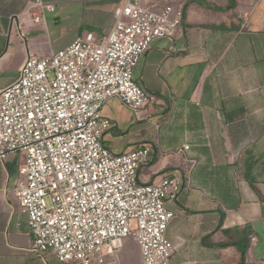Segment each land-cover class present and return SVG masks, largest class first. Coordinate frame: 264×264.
<instances>
[{"label": "crops", "instance_id": "obj_1", "mask_svg": "<svg viewBox=\"0 0 264 264\" xmlns=\"http://www.w3.org/2000/svg\"><path fill=\"white\" fill-rule=\"evenodd\" d=\"M33 1L0 0V90L18 78L27 51L48 56L86 33L107 34L124 0H44L54 11L39 25L26 15ZM173 6L183 11L184 35L153 41L133 75L155 103L135 115L108 100L101 115L114 126L103 144L115 154L152 149L141 183L179 180V193L165 203L174 213L165 231L169 264H264V0ZM24 163L18 153L0 161V264H65L30 252L14 195ZM117 260L142 264L133 239H124Z\"/></svg>", "mask_w": 264, "mask_h": 264}, {"label": "built area", "instance_id": "obj_2", "mask_svg": "<svg viewBox=\"0 0 264 264\" xmlns=\"http://www.w3.org/2000/svg\"><path fill=\"white\" fill-rule=\"evenodd\" d=\"M173 1L124 0L112 10L107 34L86 33L48 56L27 51L18 78L0 90V161L25 156L14 195L27 217L30 252L38 257L119 264L117 254L131 238L142 264L170 263L173 247L165 231L174 213L165 203L179 193V180L141 183L138 171L152 149L111 152L103 137L114 123L101 109L116 98L141 115L155 103L133 75L153 41L184 35L183 11ZM53 11L34 0L26 15L39 25ZM16 18L11 24L24 39Z\"/></svg>", "mask_w": 264, "mask_h": 264}]
</instances>
